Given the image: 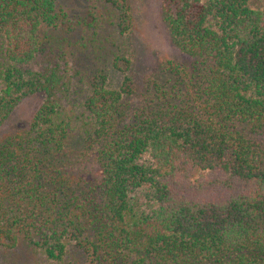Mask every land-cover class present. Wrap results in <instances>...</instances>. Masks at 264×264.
Returning <instances> with one entry per match:
<instances>
[{"label":"trees","instance_id":"16d2710c","mask_svg":"<svg viewBox=\"0 0 264 264\" xmlns=\"http://www.w3.org/2000/svg\"><path fill=\"white\" fill-rule=\"evenodd\" d=\"M102 1L103 68L84 79L43 32L72 30L59 0H0V246L24 239L57 261L73 247L80 264H264V4L161 0L175 55L132 75L105 45L128 28V0ZM32 93L31 119L3 131Z\"/></svg>","mask_w":264,"mask_h":264},{"label":"rangeland","instance_id":"374dc122","mask_svg":"<svg viewBox=\"0 0 264 264\" xmlns=\"http://www.w3.org/2000/svg\"><path fill=\"white\" fill-rule=\"evenodd\" d=\"M59 1L72 17V30L64 32L62 28H45L43 32L51 44L65 46L70 50L71 65L75 62V68L85 79V76L96 66L103 68V15H101L103 1ZM128 3L130 6L128 12L131 15L127 24L128 28L123 34L117 28H111L112 34L107 37L109 42L105 45L112 47L115 43L114 48H120L119 50L125 56H128L132 62H136L132 71L133 75V72L138 73L139 67L143 68L142 65L148 62V56L158 60L164 56L175 55V51L161 18V0H128ZM249 4L253 7L262 6L264 0H249ZM93 12L99 13L100 20L96 23H94ZM83 19L85 23L82 22ZM92 22L94 25H90ZM139 60H143L141 65ZM42 99L43 96L40 93H32L24 97L14 108L2 130L29 121ZM80 254V251L72 247L62 260L48 259L40 249L23 239L13 247L0 246V264H65L64 260L69 257L78 258L79 262L76 263L75 260L74 264H80Z\"/></svg>","mask_w":264,"mask_h":264}]
</instances>
